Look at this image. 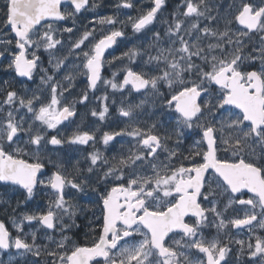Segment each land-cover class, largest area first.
I'll list each match as a JSON object with an SVG mask.
<instances>
[{
  "label": "snow or ice",
  "instance_id": "1",
  "mask_svg": "<svg viewBox=\"0 0 264 264\" xmlns=\"http://www.w3.org/2000/svg\"><path fill=\"white\" fill-rule=\"evenodd\" d=\"M62 2L73 5L72 10L62 11ZM202 2L203 0H183L163 36L160 32L153 31L146 48L142 44L128 48L120 57L122 61L126 58L128 65L123 68L125 74L122 81H117L116 72H113L112 79L102 78L101 75L103 67L111 63L105 60L106 50L116 45L118 38L125 36L122 27H115L120 23L117 17L105 16L96 21L99 25L111 26L107 32L101 29L100 38L97 39L95 29L85 28L80 32L74 26L64 27L62 30L54 27L56 22L68 19H72L75 25L76 14L86 10L89 0H3L0 7V45L4 48L0 50V59L5 58L6 54L11 56L7 68L15 71L19 77L32 80L37 71L42 73L40 80L42 84L49 85L50 100L44 103L35 93L28 98L15 89L0 88V182H3L0 187L18 186V191L26 193L25 202L32 200L37 190L44 188L53 190L54 198L49 200L45 211L21 213L19 219L12 216L11 224L15 235L0 221V264H23L29 256L40 257L42 253L48 257L47 264H144V261L156 264L155 260L144 254V249L152 242V229L148 226L147 218L161 217L174 223L169 214L179 207L183 193H175L174 199L164 207H150L149 200L154 198L159 205L157 197L161 194L147 195L150 189L141 191L135 172L125 175L120 171V166L127 165L133 154H129L127 158L124 154H117L112 158L119 156L118 163L110 164L108 156L95 148L97 142H102L107 147L117 137L127 136L139 143L142 149L141 154L133 161L134 165L143 164L145 159L158 155L162 139H167V134L162 137L158 131L159 121H153L146 127L139 124L129 127L134 119L133 105L123 97L133 93L141 97H147L150 93L163 96L166 102L164 106L174 109V113L178 114L173 134L184 137L186 130H197L200 137L193 142L188 153L187 159L190 162L180 165L192 182L200 179L198 188L188 189L190 195H195V204L190 205L193 210L184 213L185 217L195 219L192 223L182 221V226L173 228L172 231L186 233L191 250L203 254V258L198 259V264H233V257L235 264H242L245 257L246 264H264V236L254 232L250 226L257 224L259 229L264 230V218L258 220L254 212L249 216V208L261 203L260 195L244 184L234 185L214 168L211 175L208 171L212 167L208 163L210 156L218 152L220 145L225 143L222 130L226 127L231 129L239 121H246L240 124V131L245 135L251 134L258 143L264 144V138L260 135L264 133V124L257 126L247 116L244 106L237 102L233 87L234 84H243L248 89V94L264 107V35H260L262 43L253 52L241 53L240 48H236L231 55H202V49L196 47L197 41L201 38L209 39L208 48L211 51L216 48L211 40L217 35L211 26L216 20L215 16H207L209 23L203 26L200 23V19L205 17V12L201 9ZM165 4L166 0H153V6L149 10L136 18L129 17L133 31L140 33L152 25ZM95 7L98 5L93 4L92 8ZM133 7L132 0H120L117 4V8ZM245 17L255 18V23L249 25L244 22ZM185 21H190L188 27L185 26ZM233 21L242 24L244 31L240 35L264 33V0H238L235 15L229 23ZM5 29L13 35V39L4 38ZM63 33L74 34L76 38L66 41L62 38ZM221 35L226 37L228 31L225 30ZM165 40L167 48L160 46ZM173 45L179 53L180 63L160 66V56L149 51L157 49L159 53H164L170 51ZM43 52L49 54L48 64L52 75L49 74V68L43 66ZM70 58H79L80 62L76 63L73 59L69 63ZM136 60L140 63L134 68L131 65ZM66 63H69L68 69H65ZM153 64L157 66L156 69L148 72L146 69ZM62 69L66 71L62 77V81L66 83L55 78V74ZM168 69L173 70L172 78H169ZM77 75L87 77V89L93 93L101 83L112 90V98L106 91L95 97L99 101V110L93 108L90 111V115L101 122L110 116L111 107L117 105L115 94H121L116 112L120 119L128 122L124 128L102 132L99 138L96 136L98 129L93 128H78L70 136L62 134L59 126L65 121L69 124L73 122L72 118L77 115L76 104L87 108L91 103L88 90L82 91L77 99L69 101L65 97L66 92L71 95L70 89L74 86ZM161 81L168 89L166 96L158 91V83ZM257 81L261 85L259 94L256 91ZM182 99L186 101L184 104L181 103ZM144 102V99H140L135 106L139 107ZM232 108L241 109L239 120L232 118ZM20 109H26V113L31 114V122L20 115ZM20 144L26 147L22 148ZM66 144L69 147L92 146L93 150L86 156L88 176L70 175L62 161L53 160L49 155L50 151L56 150H50L49 145L60 146L59 150H63ZM171 155L175 156L176 153L172 152ZM240 163L244 161L241 160ZM48 165L55 169L51 174L46 172ZM76 165L74 170L79 173V161ZM251 167H256L264 178V167ZM198 171H203L202 178L197 177ZM94 173H99L96 182L105 186L98 200L99 234L91 246H72L70 237L63 234L76 227L77 205L72 203V198L77 193L88 194ZM221 182L222 190L227 195V202L224 204L217 199L214 187V184L220 186ZM66 189L70 191L66 192ZM19 203L17 201V206ZM234 206L248 207L243 216H226L228 209ZM65 217L71 222L65 223ZM32 222H36L39 227L33 229ZM210 223L217 229V236L208 239L203 235L202 229ZM25 224L32 230L25 232ZM41 227L45 229V235L41 239L48 243L37 244ZM233 227L247 228L249 235L245 238H233L225 234L227 239L220 238L222 230ZM145 228L148 230L143 231ZM57 229L61 233L58 241L48 234ZM138 236L141 239L138 240ZM49 244L54 246L48 247ZM233 245L236 246L235 251ZM152 251L160 264H169L168 256L157 245L152 244ZM5 254L7 260L3 259ZM142 255L143 260L140 259ZM176 260L179 262L180 257L177 256ZM29 264L43 262L31 260Z\"/></svg>",
  "mask_w": 264,
  "mask_h": 264
},
{
  "label": "flooded vegetation",
  "instance_id": "2",
  "mask_svg": "<svg viewBox=\"0 0 264 264\" xmlns=\"http://www.w3.org/2000/svg\"><path fill=\"white\" fill-rule=\"evenodd\" d=\"M132 2L134 4L133 8L124 9V13L129 15L134 14L132 18L140 16L153 6V0H132ZM118 3H120V0H89L86 10L76 14L75 25H73L72 19H68L65 21L56 22L54 27L62 30L64 27L74 26L76 29H79L80 32H83V27L86 26L89 29H97L95 32L98 35L100 33L99 28H106L107 31L111 28L109 25H99L96 23L99 18L105 16H123L122 19L119 17L120 23H118L115 27L116 29H120L122 27L123 31L125 32V36L118 38L117 44L114 45L112 49L109 48L107 54L105 55V60L111 61V63L106 64L101 72L102 78L106 79H112L113 72H116L118 73L116 80L122 81L125 74L123 68L128 65L126 58H124L123 61L120 59L123 53L133 45L142 44L146 48L148 42L151 40L152 32L154 30L160 32L163 36V32L168 27V25L172 23L173 14L177 11L178 6L183 3V0H166L163 11L157 14V20H155L152 25H149L148 28L140 33H135L133 31L129 17H125L123 10L121 8H117ZM93 4L98 5V7L92 8ZM2 5L3 0H0V7H2ZM72 8L73 5L71 4H63L61 6L62 11L72 10ZM93 9L96 10L97 14L100 12L101 15H98L96 19L85 16L86 14H90L91 10ZM214 13L216 15V12ZM212 14L213 13H211L210 9L205 12V17L200 19L202 26L208 23L206 17L212 16ZM0 15H2V13H0ZM244 22L248 23L249 25H253L255 23V18L245 17ZM185 23H190V21H185ZM213 24L215 26L214 29L216 30L217 35L214 40H211V42L216 44V48L210 51L208 48L210 40L201 38L197 41L196 47L202 49V55L204 53H208L210 55L215 54L217 56L231 55V53L236 48H240L241 53H249L253 52V50H258L255 49L256 46L262 43L260 35H264V33H253L250 36L240 35L239 33L244 31L242 24L236 23L235 31H232V33L228 32L226 37L221 35V33L226 30L224 29L226 21L216 20V22H213ZM96 37L99 39L100 35ZM4 38L13 39V35L8 32L7 29H5ZM62 38L67 41L69 38L75 39L76 35L63 33ZM230 41L231 44L229 43ZM160 46L167 48V41H162ZM3 48L4 46L0 45V50H3ZM149 51L160 56V66L167 65L168 63H180L178 59L179 53L175 51L174 45L171 47L170 51H165L164 53H159L157 49H150ZM166 57L167 59H165ZM174 57L176 58L175 60L173 59ZM42 59L44 61L43 66L49 68V74L52 75L53 73L51 71V67L48 64L49 54L47 52H43ZM73 59L76 63L80 62L79 58H70L69 63ZM10 60L11 56L7 54L5 58L0 59V88L15 89L28 98H31L33 93H35L36 95L40 96L44 103H48L50 100L49 85L41 83L40 76L42 73L37 71L34 74L32 80H28L26 77H19L15 71L7 68V64L10 62ZM69 63H66L65 69L69 68ZM139 63L140 61L136 60L131 66L135 68ZM156 67L157 66L153 64L150 65L146 70L148 72H153ZM257 67H259L258 62ZM65 69H62L60 73L55 74V78L57 80L62 81L63 75L66 74ZM168 71L169 78H172L173 70L168 69ZM72 74L75 75V73ZM256 83V91L257 94H259L261 85L258 81ZM233 87L236 92L237 102L244 106L247 116L255 121L257 126L264 124V107H262L254 97L248 94V89L245 88L243 84H234ZM85 90H88L87 77L83 75H77L74 81V86L70 89L71 95H69L67 92L64 95L67 100L70 101L72 99H77L80 96V93ZM88 91L91 103L88 104L87 108L82 104H76L75 107L77 115L76 117L72 118L73 122L69 124L68 121H65L64 124L59 126V130L62 132V134L65 136H70L73 132L77 131L78 128L80 130H88L89 128H93L98 129V131H96V136L99 138L102 132L120 130L124 128L128 122L120 119L116 112V107L122 98L121 94H115L117 105L111 107L110 116L105 121L101 122L97 118L90 115V111L93 108L99 110V101H97L95 97L102 95L106 91L109 97L112 98L113 92L110 88L106 87L102 83L98 84L97 90L94 93L90 90ZM158 91L159 93H163L164 96L168 94V89L165 87L162 81L158 83ZM125 93H127V89H125ZM123 98L127 101H130L133 105L134 119L129 123V127L135 126L137 124H139L141 127H146L153 121L157 120L160 122L158 131L162 137L167 134V139H162L161 150L155 158L145 159L143 164L134 165L133 161L137 155L141 154L142 149L139 143L135 142L130 137H117L116 140L111 142L107 147H105L102 142H97L95 144V148L103 151L105 155L108 156L110 164L118 163L119 156H117L116 159L112 158L117 154H124L125 158H127L129 154H133L132 159L128 161L127 165L120 166V171H123L125 175L135 172L139 178L141 191L143 192L147 189H150V191L147 192V195L155 196L157 193L161 194L159 197H157L159 199V205H157V199L154 198L149 200V206L164 207L166 204L170 203L172 199H174L175 193L182 192L183 196L181 197L179 207L173 209V219L175 221L174 227L177 229L180 228L182 226L181 222L184 220H186L188 223L194 222L195 218L191 216L185 217L184 213L193 210L190 205L195 204V195H190L188 189L191 187L198 188L200 179L192 182L188 177L186 170L182 169L180 165H186L190 162L187 159L188 153L192 149L193 142L200 139L199 135H197V130H186L184 137H178L177 135L173 134L172 129L175 127V121L178 114L174 113V109L164 106L166 105V102H164V97L161 95L150 93L147 97H141L138 94L133 93L131 96L125 95ZM0 99H2V97H0ZM140 99H144L145 102L140 104L139 107H136L135 105L139 104ZM185 102V100H181L182 104ZM188 103H191V101H188ZM38 106L39 105H37V107ZM20 115L24 116L28 122H31V114L26 113V109H20ZM241 115L242 112L240 108L231 109V116L233 119L239 120ZM243 123H246V121H239V123L231 129L226 127L222 130V139L225 141V143L221 144L220 150L214 153V161L212 160L211 155L208 163L210 165L213 164L212 166L214 167H224L227 169V173H224V176L228 178L234 185L244 184L245 187L252 188L260 195L261 203L257 204L254 208H249V216H251L254 212L257 219L260 220L261 218H264V178L260 176V173L256 170V167L251 166L254 165L264 167V144L258 143L251 134L245 135L244 132L240 131V124ZM65 125L68 126L65 127ZM260 135L262 138H264V133H261ZM238 140L239 143H237ZM19 146L22 148L26 147L23 144H20ZM48 147L50 150L56 149L55 151H50L49 155L52 157V159L62 161L70 175L82 174L84 176H88V173L86 172L88 167L86 156L93 150L91 145L69 147L66 144L63 146V150H59L60 146L49 145ZM172 152H175L176 155L172 156ZM217 157L219 159H217ZM197 159H199V157H197ZM241 160L244 161V163H240ZM77 161H79V173L74 170V167L77 166ZM219 161H227L228 163L223 164ZM54 170L55 169H53L51 165H48L46 168V172L49 174H51V172ZM208 171L209 175H211L213 169H208ZM98 175L99 173L93 174L92 180L89 183L88 194L77 193L72 198V203H79V207H77V215L75 217L76 227H73L70 231H66L64 233V235L75 238L73 239L74 244L72 243V246H91L92 241L96 240L97 235L99 234L100 207L98 206V200L103 194L105 186L96 182V177ZM203 175V171L197 172L198 178H202ZM46 178L47 177H45V179ZM214 187L216 188L217 199L220 200L221 204L226 203L227 195L222 190V182L220 186H216L214 184ZM17 189L18 187H0V201H4V203H1V208L6 209V205H9V207L11 206L10 208L8 207V210L5 212V214H3V218L8 220L6 226L13 235L16 233L11 224L12 216L19 218L21 213L35 211L37 207L41 210H44L45 207H48L49 200L54 196L53 190L51 189H39L32 200L25 202L24 198L26 193L23 190L18 191ZM68 191L70 190L66 189V192ZM19 192L23 197V201L21 204H19V206H17L16 200L19 197ZM124 194L126 195L127 192ZM251 194L252 193H249V195ZM9 201H11V203L8 204ZM246 207L248 206H234L233 208H229L225 215L229 217L243 216L244 212L247 210ZM158 218L161 217L147 218L148 226L151 228L158 227V225L154 224ZM250 226L254 232L264 236V230L259 229V225L253 224ZM147 230V228L143 229V231ZM152 230L155 231L154 229ZM202 231L203 235L208 239L217 236V229L211 223L208 227L203 228ZM161 233L163 234V232ZM225 234H229L233 238H245L249 235V232L247 228L236 229L233 227L227 230H222L220 232V238L227 239V237L224 236ZM137 239L139 240L141 237L138 236ZM152 244H154L153 234L152 242L144 249V254L155 260L156 264H160L159 260L156 259V256L152 251ZM164 245H169V247L165 248ZM52 246L54 245H50L49 247ZM235 248L236 246L233 245L234 251ZM12 251H15V249ZM161 252L168 256L169 264H198V259L203 258V254L198 253L195 250H191L189 240L187 239V234L178 231H172L171 234L165 237ZM177 256L180 257L179 262L176 260ZM47 259L48 257L42 253L40 257L29 256L27 260L23 262V264H29V261L31 260H41L43 264H47ZM140 259H144L143 255L140 257ZM246 260L247 257H245V260L242 261V264H246ZM144 264H148V262L144 261ZM233 264H235L234 257Z\"/></svg>",
  "mask_w": 264,
  "mask_h": 264
},
{
  "label": "rangeland",
  "instance_id": "3",
  "mask_svg": "<svg viewBox=\"0 0 264 264\" xmlns=\"http://www.w3.org/2000/svg\"><path fill=\"white\" fill-rule=\"evenodd\" d=\"M238 2V0H203V2H202V4H201V9L204 11V12H206L207 10H211V13H213L212 14V16H215L216 17V20H220V21H226V24H225V28L224 29H226L229 33H232V31L234 32L235 31V27H236V23L233 21L232 23H229V21L232 19V17L235 15V4ZM122 10H123V14H124V16L125 17H132L134 14H132V15H129V14H127V13H124V8H121ZM214 12H216V15H215V13ZM137 14V13H136ZM98 15L100 16L101 15V13L99 12L98 14L96 13V10H91V13L90 14H86L85 16H89V17H92V18H97L98 17ZM117 15V14H116ZM118 19H122L123 18V16H121V15H118V16H116ZM120 17V18H119ZM216 20L215 21H213L214 23L216 22ZM208 22V21H207ZM213 22H212V25L211 26H213V27H215L214 26V24H213ZM209 23V22H208ZM190 25V23H185V26H189ZM216 25V24H215ZM85 28H88V27H83V30H85ZM89 29V28H88ZM101 29H103L105 32H107V29L106 28H99V34L97 35V33H96V36H99L100 34H101ZM97 29H95V31H96ZM155 31V30H154ZM164 33V32H163ZM149 35H151V34H149ZM185 35L187 36L188 35V33L186 32L185 33ZM53 160H56V159H53ZM53 198H54V196H53ZM77 205V207H79V203H77L76 204ZM47 208L45 207V209L44 210H41V209H39L38 207L36 208V210H35V212H42V211H45ZM77 210H78V208H77ZM32 212H34V211H32ZM29 213H31V212H29ZM19 218H20V216H19ZM19 218H17V219H19ZM71 221H69L68 220V218L67 217H65V223H70ZM36 227H39V225L36 223V222H32V228L34 229V228H36ZM25 232H29L30 230H32V229H30L29 227H28V225L27 224H25ZM58 231V232H57ZM48 234H52L53 236H54V238H55V240H59L60 238H61V233H60V231H59V229H57L55 232H51V231H49V233ZM64 234V233H63ZM45 235V229L44 228H40V232L38 233V238H37V244H39V243H48L47 241H43L41 238L43 237ZM70 239H71V242L74 244V242H73V239H75L74 237L72 238V237H70ZM51 244H49L48 245V247L50 246ZM3 259L4 260H7L8 259V257H7V255H4L3 256ZM20 262H18V264H19Z\"/></svg>",
  "mask_w": 264,
  "mask_h": 264
},
{
  "label": "water",
  "instance_id": "4",
  "mask_svg": "<svg viewBox=\"0 0 264 264\" xmlns=\"http://www.w3.org/2000/svg\"><path fill=\"white\" fill-rule=\"evenodd\" d=\"M63 4H70V3H68V2H62L61 6ZM113 47H111V49ZM108 50L109 49L106 50L105 55L107 54ZM212 160L214 161V154L212 155ZM211 165H213V164H211ZM213 168L216 169L217 171L223 173V175H224V173H227V169H225L224 167H214V166H212L209 169H213ZM15 187H18V186H15ZM169 215L173 218V211ZM154 224L158 225V227L151 228V229H154L155 230V231L152 230L153 243L155 245H157L162 250V246H163V242H164L165 237L167 235L171 234L172 233V229L175 228L174 227V223H170V222L166 221L164 218H158V219H156V221L154 222ZM161 232H163V234Z\"/></svg>",
  "mask_w": 264,
  "mask_h": 264
},
{
  "label": "trees",
  "instance_id": "5",
  "mask_svg": "<svg viewBox=\"0 0 264 264\" xmlns=\"http://www.w3.org/2000/svg\"><path fill=\"white\" fill-rule=\"evenodd\" d=\"M16 201H19V202H20L19 204H21L22 201H23V197H22V195H21L20 192H19V197H18V199H17ZM9 203H11V201H9L8 204H9ZM6 204H7V201H6ZM3 206H4V205H3ZM8 207H9V205H6V206H5L6 209H2V208H1V203H0V220H2L5 224H7L8 220L5 219V218H3V214H5V212L8 210ZM10 207H11V206H10ZM10 207H9V208H10Z\"/></svg>",
  "mask_w": 264,
  "mask_h": 264
}]
</instances>
